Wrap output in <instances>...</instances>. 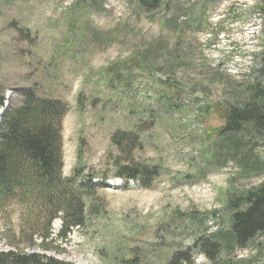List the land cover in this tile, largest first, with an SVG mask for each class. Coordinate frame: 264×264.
I'll return each instance as SVG.
<instances>
[{"label":"rangeland","instance_id":"1","mask_svg":"<svg viewBox=\"0 0 264 264\" xmlns=\"http://www.w3.org/2000/svg\"><path fill=\"white\" fill-rule=\"evenodd\" d=\"M136 3L0 0V124L27 93L59 103L64 176L98 185L101 215L47 252L73 264H170L228 230L234 195L264 185V131L221 135L223 108L264 86L262 0H169L152 13ZM129 136L138 143L126 156ZM117 163L160 170L151 188L125 187ZM11 208L0 252L25 222ZM196 253L186 264H214ZM222 258L264 264V234Z\"/></svg>","mask_w":264,"mask_h":264},{"label":"trees","instance_id":"2","mask_svg":"<svg viewBox=\"0 0 264 264\" xmlns=\"http://www.w3.org/2000/svg\"><path fill=\"white\" fill-rule=\"evenodd\" d=\"M12 3L16 0H1ZM169 0H137V6L152 13L168 6ZM261 10L264 12V0ZM24 38L26 32L21 31ZM22 106H11L3 115L0 124V217L11 215V207L20 208L22 221L20 232L11 237L9 251L0 252V264H73L48 256L55 252L58 241L68 239L75 230L88 227L91 217L101 215L98 185L94 176L86 178L77 174L64 176L61 119L66 114L56 102L42 101L27 93ZM6 98L0 90V110ZM225 126L221 135L239 133L251 125L256 132L264 131V86L249 84L243 97L236 104L223 108ZM138 143L136 137L122 141L125 155ZM118 176L123 180L140 181L143 188L159 174L158 167L144 164L123 165L117 163ZM90 201L91 204H86ZM227 208L228 230L211 237H198L186 255L174 256L170 264L188 263V253L196 251L210 262L217 264L219 256L229 250L248 249L252 241L264 234V185L234 195ZM56 220L61 221L60 231L54 234ZM223 235V236H221ZM222 264H229L225 258ZM218 260V261H217ZM129 264L132 261H127Z\"/></svg>","mask_w":264,"mask_h":264},{"label":"bare ground","instance_id":"3","mask_svg":"<svg viewBox=\"0 0 264 264\" xmlns=\"http://www.w3.org/2000/svg\"><path fill=\"white\" fill-rule=\"evenodd\" d=\"M57 223V222H56Z\"/></svg>","mask_w":264,"mask_h":264}]
</instances>
